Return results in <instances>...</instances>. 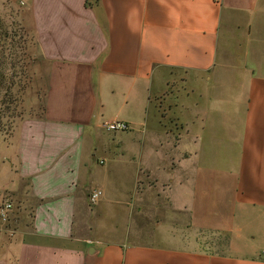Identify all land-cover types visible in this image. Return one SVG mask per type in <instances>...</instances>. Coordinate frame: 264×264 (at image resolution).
Here are the masks:
<instances>
[{
  "label": "crops",
  "instance_id": "crops-1",
  "mask_svg": "<svg viewBox=\"0 0 264 264\" xmlns=\"http://www.w3.org/2000/svg\"><path fill=\"white\" fill-rule=\"evenodd\" d=\"M5 12L33 74L31 111L0 140V205H26L14 228L0 216V264H264V0H0ZM170 214L224 234L220 249L161 231Z\"/></svg>",
  "mask_w": 264,
  "mask_h": 264
},
{
  "label": "rangeland",
  "instance_id": "rangeland-1",
  "mask_svg": "<svg viewBox=\"0 0 264 264\" xmlns=\"http://www.w3.org/2000/svg\"><path fill=\"white\" fill-rule=\"evenodd\" d=\"M23 29L22 21L18 17L12 16L7 12L0 15V140L9 139L19 117L22 114L28 115V112L31 111L32 98L30 97L29 80L33 74V68L30 64L27 34ZM180 89H182V84L179 81L176 84L172 82L166 88V91L160 94L157 102L167 107L170 103L175 102V95L178 94ZM165 93L167 95L163 96ZM170 128L172 132L169 135V140L171 142L170 147H172V145L179 143L180 132L174 125ZM173 156H175L174 163L178 164L177 161L181 158V155L178 156V153H174ZM145 157L147 164L158 171V174H164L158 166V163L162 161L161 155L157 157L147 153ZM149 182L154 185L157 184L152 189V194L154 196L161 194L158 203L168 207V193L166 186H164L166 182L158 183L154 179ZM13 197H15L14 194L7 195L3 198L2 203L10 202L12 204L9 212L10 217L21 216L22 210L25 209L26 205ZM100 198L105 201L106 195L102 194ZM171 218V214L168 218H164V227L161 231L169 233L184 244L200 249L217 251L221 247L219 243L224 242V234L206 230H193L189 226L178 223ZM5 224L14 228V223L12 224L10 219ZM11 232L14 233V230L11 229Z\"/></svg>",
  "mask_w": 264,
  "mask_h": 264
},
{
  "label": "built area",
  "instance_id": "built-area-1",
  "mask_svg": "<svg viewBox=\"0 0 264 264\" xmlns=\"http://www.w3.org/2000/svg\"><path fill=\"white\" fill-rule=\"evenodd\" d=\"M21 3L25 4V0H21ZM104 127L108 131H112V132L124 131L129 128V124L123 120H111L104 123ZM101 195H102L101 190H94L93 192L90 193V201L96 202ZM11 208H12V204L10 202H5L0 205V216L5 223L9 221V217H10L9 212L11 211Z\"/></svg>",
  "mask_w": 264,
  "mask_h": 264
}]
</instances>
